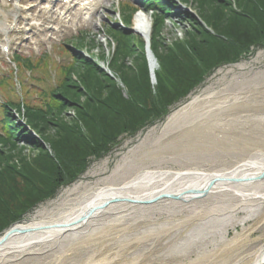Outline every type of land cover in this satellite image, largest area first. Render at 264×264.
Here are the masks:
<instances>
[{
    "label": "bare ground",
    "instance_id": "6f19581e",
    "mask_svg": "<svg viewBox=\"0 0 264 264\" xmlns=\"http://www.w3.org/2000/svg\"><path fill=\"white\" fill-rule=\"evenodd\" d=\"M21 1L14 0L10 14H3L0 29L9 33L25 22V31L34 30L48 40L51 31L60 34L76 22L88 23L105 0H71L51 10L38 5L40 12L33 10L38 0H28L23 6L18 4ZM134 25L150 41V16L137 12ZM249 65L243 62L220 68L199 93H193L165 121L140 134L134 145L128 146V141L127 150L118 153L121 156L112 168L106 158L88 172L97 174V179L83 178L66 187L58 198L41 204L16 230L0 235V264H36L53 253H63L64 257L67 253L73 261L70 264L78 260L87 264L82 263L80 246L97 243V248L103 247L111 236L122 232L121 227L131 226L137 213L159 212L162 207L182 214L180 238L184 246L198 252L196 246L203 245L205 251L220 255V264H230L232 256L234 262L236 252L222 255L223 250L241 240L250 242V230L255 227L246 222L264 210V179L259 181L264 171V84L246 85L264 76V69L246 71ZM152 66L156 70L154 60ZM225 157L237 161L226 168L214 166L215 160ZM214 178L218 179L210 186ZM206 191L213 201L199 204ZM163 193L181 194L182 198H158ZM151 198L158 199L147 206L128 201ZM239 210L245 215L240 216ZM230 229L235 231L233 236H229ZM203 257L204 252L191 257V264H199ZM261 260L264 244L252 243L249 258L241 264Z\"/></svg>",
    "mask_w": 264,
    "mask_h": 264
},
{
    "label": "trees",
    "instance_id": "16d2710c",
    "mask_svg": "<svg viewBox=\"0 0 264 264\" xmlns=\"http://www.w3.org/2000/svg\"><path fill=\"white\" fill-rule=\"evenodd\" d=\"M148 1L157 4L151 38L159 63L155 86L141 37L111 27L117 45L110 67L122 79L126 95L94 60L75 54L57 86L41 93L39 105L6 101L1 106L0 232L39 202L55 196L59 187L74 182L90 158L106 155L120 143L121 135L134 136L163 120L216 68L247 59L264 48V0H198V12L214 33L188 16L193 20L191 31L181 42L168 44L166 52L158 50L161 44L154 31L165 24L172 1ZM125 16L130 23L132 12ZM100 57L106 59L105 54ZM130 60L132 65L127 64ZM9 81L0 79V86ZM69 108L76 114L72 122L62 118ZM16 113L41 141L28 135ZM26 146L36 156L24 158Z\"/></svg>",
    "mask_w": 264,
    "mask_h": 264
},
{
    "label": "rangeland",
    "instance_id": "374dc122",
    "mask_svg": "<svg viewBox=\"0 0 264 264\" xmlns=\"http://www.w3.org/2000/svg\"><path fill=\"white\" fill-rule=\"evenodd\" d=\"M123 1L134 2L135 0H109L107 3H105L104 8L101 10L100 14L94 18L91 24L88 25V27H90L89 29L90 32H92L93 35L92 37L96 38L97 40L96 41L97 47L94 50V54L101 53L103 50L106 51L107 53L109 52V49L112 46L109 45V41L111 38L105 31L104 25L108 22L114 23L116 18H118V11H119L118 4ZM3 2H5V0H0V14L1 11L8 12L10 10V7L4 6ZM187 2H188L189 10L191 11L200 10L198 0H187ZM210 6L211 5L209 4L205 5V7L207 8ZM116 11L117 13H115ZM173 12L174 13L173 15H170V18H172L174 22L171 23L168 21L167 23L161 26L160 31H158L157 29H155L154 31L155 35H157V41L161 44V48L159 47L158 50H161L162 52H166L168 44H171L172 42H178V43L181 42L182 39L185 37V35L188 34L187 32L191 31L193 27L192 19L191 20L190 18L182 19L181 17L176 15L175 13H177V8L176 11L173 10ZM148 15L151 17L149 13ZM108 18H110L111 20H108ZM85 26L87 25H84V27ZM133 29H135V25L134 26L132 25L131 33H134L137 36H139L138 33ZM73 34L74 33L68 34L67 36H71ZM13 37L16 39L14 44L15 47L13 51L19 50L21 51L22 54H27L29 55V57L32 58H37L40 54L49 52L52 59L59 62L67 61L68 56L63 53L64 48L62 49L59 48L60 44L58 45L57 43H49L47 45H42L36 51H32L31 49H28V44L26 45L27 48L26 46H17V44H20V40L24 39L25 36H22L21 34H14ZM260 52L261 54L259 55ZM243 62L250 64L249 67L246 68V71L252 68L263 70L264 48L255 50V53L252 56H250L248 59H242L238 63H243ZM127 64L132 65V61L131 60L129 62L127 61ZM233 65H225L220 68H226ZM13 69H14V65H12L8 59L3 60L2 55L0 54V76L4 74H8L9 71ZM20 69H22L21 64H20ZM219 69H216L214 73H211V75L199 87H197L195 90L192 91V94L195 92L199 93V90L206 86L208 79L213 74H215ZM238 70L239 69H237V71ZM20 76L22 79L18 77L19 80L23 81L25 86L30 87V89L24 91H26L27 93L33 92L34 95L32 94L29 97L27 96V93L22 95V93H20L21 92L20 85L19 83H16L14 88L13 85L9 86V90L13 88V90L11 91L12 95L9 94L8 96H6V91L0 90V103L5 101L7 97H14L20 99L22 98L28 99L33 104L37 105L42 100H39L38 96L35 93H38L41 90H46L49 87L53 86L55 84V79H56L55 73L53 71H51L49 74L34 73L32 76L36 78L35 81L32 80L31 78L26 79L23 75ZM232 76L233 74H229L230 78ZM37 78H39L40 80H38ZM58 78H60V75L58 76ZM251 84H255V85L264 84V76H261L260 78L256 79L255 82L254 80L246 82V85H251ZM190 96H188L186 99L182 100L180 103L175 105L172 108L171 112L177 110L179 106H181L183 103L188 101L190 99ZM62 118L66 122H72L73 120L76 119L75 111L69 108L68 111L65 112V115L62 116ZM0 128H1V124H0ZM147 130L146 131L143 130L145 131L143 133H146ZM53 132L55 133V130L54 131L52 130V133ZM141 133L137 134L135 137H129L124 135L121 139L120 145L115 149H113L109 154L99 159L92 158L87 170L84 171L79 176L78 180L67 186L60 187L54 197L47 199L41 202L40 204H37L31 211L24 214L22 220L26 221L30 219L32 214L35 212V210L38 207L41 206V204H47L48 202L58 198L66 187L73 185L74 183H76L77 181L83 178L89 180L97 179L98 178L97 174L93 175L92 172L91 173L88 172L100 166L102 164V161L105 160L106 158L110 159L109 166L110 168H112L115 165L116 161L121 156L118 155V153L121 152L123 153L124 151L127 150V142L133 140V142L129 143L128 146L134 145ZM21 144H18V146H21ZM23 153H25L24 158L26 157L27 159L36 156L35 154L36 152H34L32 148H29V146H26V148L23 149ZM210 158H211L210 156L207 157V159ZM226 159L227 157L219 158L215 160L216 162H214L215 164L214 166L226 168L230 166L232 163L237 161L235 160V158H230L229 160ZM168 165L174 168L180 167L179 163L176 164L170 163ZM99 175L102 174L100 173ZM261 180L263 179H259V181ZM209 197L211 198L212 196L205 194V196H203V198L197 202L199 204H201L202 202L205 203L206 200L210 199ZM135 205L140 206V204H135ZM227 207L228 206L226 205L225 209H228ZM154 212L155 211L152 212L148 210L146 212H143L139 216L137 213V216L133 221L134 223L132 222L131 226L129 225V227H121L119 230H121L122 232L120 234H115L114 236H111V238L103 245V247L97 248L96 247L97 243L80 246L81 251L79 255H81L82 257L81 259L83 260L82 263L87 262V264H191L190 258L191 257L197 258L198 253L201 254L202 252H204V257L199 264H220L221 262H223V261L219 262L220 255L217 256L216 254L205 251L203 245L200 246L201 248L196 246L198 252H193L192 247H190L189 245L184 246L180 238L182 231L180 227H182L181 225L183 224L184 221L181 222L180 218L182 217V214L179 213L176 209L162 207V210H160L159 212H155V213ZM258 212L259 213L257 215H253L246 222L247 226L249 224H252L255 227L254 229L252 228L250 230V234H249L250 242L241 240L238 241L236 244H234V246H231L230 248H226L223 250L222 255H232V253L236 252V257L234 259V262L232 256L231 257L232 260H230V264H241L242 261L249 258V252L251 250L252 243H257V244L260 243L261 245L264 244V210H259ZM239 215L244 216L245 211L239 210ZM22 220L21 222H23ZM237 228L239 230L242 229L240 224H238ZM188 230H190V228H187V231ZM234 232L235 231L233 229H230L229 236H233ZM212 248L213 246H211V249ZM57 251H61V250L58 249ZM242 254L243 256L241 257L240 255ZM66 255L67 257H64L65 255L63 253H53L50 255L49 258L46 259L43 258L40 261L39 260L36 261L38 262L36 264H70L69 262H73L68 258L67 253ZM88 257H90L89 261H87ZM251 258L248 260V262L252 261ZM77 264H81V262L78 260Z\"/></svg>",
    "mask_w": 264,
    "mask_h": 264
},
{
    "label": "water",
    "instance_id": "95a60500",
    "mask_svg": "<svg viewBox=\"0 0 264 264\" xmlns=\"http://www.w3.org/2000/svg\"><path fill=\"white\" fill-rule=\"evenodd\" d=\"M218 178H214L212 179V181L210 182V186L212 184H214L216 181H217ZM259 179H264V171L263 173L259 176ZM193 191V190H191ZM206 192H204V194H206ZM158 198H165V199H174V200H178V199H181V194H173V193H163L162 195L158 196ZM158 198H151V199H148V200H134V199H128V201L134 203V204H140L141 206H147V205H150L151 203H153L154 201H156ZM114 200H117L116 198ZM119 200V199H118ZM109 203V202H106V204ZM13 230H16V228H12L9 230V232L13 231ZM20 232H26L28 231L27 229H19ZM264 263V260H261V261H258L257 264H263Z\"/></svg>",
    "mask_w": 264,
    "mask_h": 264
}]
</instances>
